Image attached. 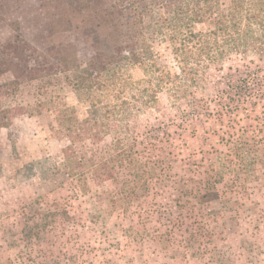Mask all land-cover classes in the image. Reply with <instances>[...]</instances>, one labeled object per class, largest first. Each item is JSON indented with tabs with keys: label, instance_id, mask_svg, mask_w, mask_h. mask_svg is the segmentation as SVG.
<instances>
[{
	"label": "trees",
	"instance_id": "1",
	"mask_svg": "<svg viewBox=\"0 0 264 264\" xmlns=\"http://www.w3.org/2000/svg\"><path fill=\"white\" fill-rule=\"evenodd\" d=\"M41 5L53 13L35 37L39 43L25 38L18 22L10 24L12 36L0 39V130L9 126L14 106L40 115L64 106L68 89L99 107L97 125L110 139L82 150L67 146L60 163L43 167L41 161L33 162L27 173L42 182L60 178L73 183L91 168L105 171L109 166L111 186L101 190V201L111 213L124 212L132 201L147 205L141 208L144 218L157 221L159 232L152 238L165 243L164 249L181 244L185 233L212 242L207 215L198 213L209 202L236 200L259 184L264 177L259 172L264 168V130L255 134L234 126L235 113L229 127L220 130L222 149L201 161L183 160L172 174L170 162L149 153L132 122L156 104L162 91L195 96L191 88L206 83V69L220 67L232 55L263 57L264 0H44ZM200 25L206 28L197 31ZM74 33L91 50L88 56L64 38ZM159 43H165L178 71L168 69L167 58L155 49ZM134 66L143 70L142 79L129 76ZM235 76H223L229 90L214 94L219 102L227 92L237 103L255 95L237 85L240 80L248 83L249 74ZM73 122L72 115L63 120L68 133ZM111 123L116 124L113 130ZM27 205L17 243L29 244L39 232H52L62 215Z\"/></svg>",
	"mask_w": 264,
	"mask_h": 264
},
{
	"label": "rangeland",
	"instance_id": "2",
	"mask_svg": "<svg viewBox=\"0 0 264 264\" xmlns=\"http://www.w3.org/2000/svg\"><path fill=\"white\" fill-rule=\"evenodd\" d=\"M43 1L0 0V39L12 36L10 24L18 22L25 38L39 43L35 37L53 13L50 7L43 9ZM204 28L200 25L196 30ZM64 38L74 42L80 54H90L79 33ZM164 44L155 49L167 58L168 69L176 72ZM229 73L236 78L251 76L248 83L234 81L255 93L250 100L237 103L231 92L220 102L214 96L218 90H229L223 78ZM128 74L132 80L144 75L139 66ZM206 74L201 89L191 88L195 96H170L162 91L156 104L132 122L149 153L170 162L172 174L179 172L183 160L201 161L209 152L222 149L220 130L229 127L235 113L234 126L255 134L264 130V56L232 55L220 67H208ZM63 101L64 106L32 116L16 105L9 126L0 130V264H264V177L236 200L218 199L202 206L198 214L207 215L212 242H199L185 233L181 244L164 249L165 243L152 238L159 232L157 221L144 218L141 208L147 205L132 201L124 212L111 213L101 201V190L111 186L109 166L105 171L91 168L73 183L60 178L42 182L38 175L28 174L30 163L41 161L43 167L60 163L67 146L82 150L110 139L97 125L98 106L81 101L68 89ZM70 115L77 123L68 133L63 120ZM259 172L264 176V168ZM26 205L62 213L52 232H39L29 244L16 242Z\"/></svg>",
	"mask_w": 264,
	"mask_h": 264
}]
</instances>
